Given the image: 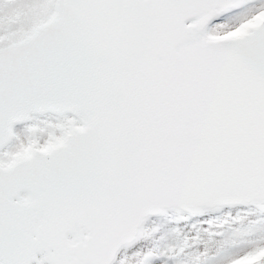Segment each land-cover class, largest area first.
Wrapping results in <instances>:
<instances>
[{"label": "snow or ice", "instance_id": "6c2138e0", "mask_svg": "<svg viewBox=\"0 0 264 264\" xmlns=\"http://www.w3.org/2000/svg\"><path fill=\"white\" fill-rule=\"evenodd\" d=\"M0 264H264V0H0Z\"/></svg>", "mask_w": 264, "mask_h": 264}]
</instances>
